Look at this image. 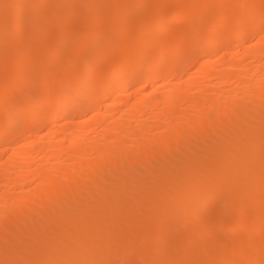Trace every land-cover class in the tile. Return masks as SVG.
<instances>
[{
  "label": "bare ground",
  "instance_id": "obj_1",
  "mask_svg": "<svg viewBox=\"0 0 264 264\" xmlns=\"http://www.w3.org/2000/svg\"><path fill=\"white\" fill-rule=\"evenodd\" d=\"M175 1L0 0V156L45 129L38 106L59 125L0 165V264H121L134 248L129 264H264V236L247 233L264 228V44L244 52L252 64L192 73L234 32L264 34V0Z\"/></svg>",
  "mask_w": 264,
  "mask_h": 264
},
{
  "label": "rangeland",
  "instance_id": "obj_2",
  "mask_svg": "<svg viewBox=\"0 0 264 264\" xmlns=\"http://www.w3.org/2000/svg\"><path fill=\"white\" fill-rule=\"evenodd\" d=\"M177 2L178 1H180L179 3H181L182 2V4L183 3H186V2H184V1H186V0H176ZM176 1H175V3H176ZM188 1H191V0H187V2ZM225 1V0H224ZM224 1H222L223 3H222V5H221V3H218V2H216L215 0H212V1H207L208 2V4H210V6H212L213 7V9L215 8H222V6H223V4H224ZM226 1H229V3H230V7L232 6L233 8L234 7H236V8H238V5H234V4H236V2L237 1H233V0H226ZM54 4H57V2H53ZM145 3V2H144ZM189 3V2H188ZM227 3V2H226ZM229 3H228V5H229ZM250 4L252 3L251 1L249 2ZM135 4V3H134ZM133 4V5H134ZM138 4V3H137ZM215 4V5H214ZM238 4V3H237ZM176 5L177 6H180V4L178 5V3H176ZM227 5V4H226ZM228 5L227 6H223V8H226V7H228ZM204 6V1H202V4H201V7H203ZM217 6H219V7H217ZM233 8H229L228 7V10H230V11H236V8H234V10H233ZM142 9L143 8H141V10L139 11V10H137V11H139V12H135V11H133L132 9H131V7H130V9H129V13H128V17H130V19L132 18V17H134L135 16V18H136V16H137V14H139V15H141V13H142V15L141 16H146L147 15V11H151V9L150 8H148L147 7V9L148 10H145L146 8L144 7V9H143V12H142ZM150 9V10H149ZM238 10V9H237ZM197 11V13L199 12L198 10H196ZM130 12H132V13H130ZM141 12V13H140ZM144 12H146V14H144ZM149 12H148V14H149ZM136 13V14H135ZM130 14V15H129ZM204 14V15H203ZM202 14V18H205L206 17V19H203L204 21H207L208 19H209V17H210V15H208L206 12L205 13H203ZM205 14H207V15H205ZM138 15V16H139ZM140 16V17H141ZM203 16H205V17H203ZM262 15H260V17H261ZM263 16H264V14H263ZM262 16V18H264ZM201 17V16H200ZM202 18H200V21L202 20ZM77 19V20H76ZM76 19H74V18H68L66 21H65V24H68V25H74V24H78V25H81L83 22H85L86 20H85V18H83V17H79V18H76ZM134 19V18H133ZM135 20V19H134ZM71 21V22H70ZM131 21H133V20H131ZM201 22H203V21H201ZM70 23H72V24H70ZM184 24V26L187 24L186 22H184V23H182V25ZM183 26V27H184ZM262 26H264V25H262ZM261 26V27H262ZM180 28V29H183L182 28V26H181V22L178 24V25H176V26H174V28L176 29V30H178V28ZM185 27H187V25L185 26ZM171 29V28H170ZM172 29H173V27H172ZM179 29V30H180ZM165 32H167V33H164V34H166L165 36L167 37H169V40L170 39H172L171 38V34L172 33H174L175 32V30L172 32V30H170V31H165ZM170 32H172V33H170ZM168 33H170V36L168 35ZM238 33V31L237 32H234V34L235 35H232V37H231V39H230V41L232 40V45H231V47H230V45L227 47L228 48V50H227V48H225V49H216L215 51H213V52H211L209 55H210V57L208 56H206V57H204V58H202L199 62H198V64L194 67L195 69H193L192 70V73H193V71L195 70H200L199 68L200 67H202V64L204 63V62H206V61H212V62H216V60L217 59H219V58H221V61H223V62H225L226 60H232V59H234V58H237V59H244V61H246L245 60V54H244V52L247 50V49H249L250 47L252 48V45H256L257 44V46H256V48L258 47V42H263L262 44H264V34H262L263 32L261 31V32H258V33H256V34H254L253 36H250V37H248V38H246V39H244V40H239V33ZM174 34H172V36H173ZM167 37V38H168ZM262 37V38H261ZM262 40V41H261ZM106 42V41H105ZM261 43H259V44H261ZM169 44V46L171 45L170 43H168ZM234 44H235V46H234ZM106 45V43L104 44V46ZM250 45V46H249ZM247 48H246V47ZM249 47V48H248ZM254 48H255V46H253ZM221 50V51H220ZM170 51H171V48H170ZM169 51V52H170ZM235 55V56H234ZM230 57H232V58H230ZM240 57H243V58H240ZM169 58H170V56H169ZM168 58V59H169ZM174 58V57H173ZM211 58V59H210ZM27 59V60H26ZM30 59H31V57H30ZM175 59V58H174ZM173 59V60H174ZM208 59V60H207ZM220 60V59H219ZM219 60H217V61H219ZM249 60H251L250 58H248L247 59V61L246 62H244L245 64H252V62H250ZM25 61H27V62H29L30 60H29V57H27V58H25ZM168 61H170V62H172V57H171V60L169 59ZM181 61H182V58H181ZM174 62H176V60H174ZM185 62V61H184ZM107 64V63H106ZM54 65L56 66L57 65V63H54ZM52 66H53V64H52ZM250 66V65H249ZM80 72H81V70H80ZM105 72V71H104ZM196 72H194L193 73V75H195L196 76V74H195ZM198 73V72H197ZM261 75H263V73L262 72H259ZM258 73V75L260 76V74ZM101 77H102V75H101ZM171 79V78H170ZM168 80V82L170 81V83L169 84H164L162 81H160V82H157V84H152V85H154V87L157 85V87H159V91L163 88V89H165L166 91L167 90H171L172 88H171V85L173 86H175L176 84H175V82L177 83V81H174L173 79L172 80ZM173 81V82H172ZM171 84V85H170ZM169 86V87H168ZM145 87V86H144ZM153 86L151 87V84H148V87H146V89L145 88H143V90L145 89V92L143 91V93L145 94V95H149L150 93H152L154 90H156L155 88H154ZM166 87H168L167 89H166ZM139 88V87H138ZM138 88H134V89H132L131 90V93H133V91H135V89L137 90ZM161 88V89H160ZM154 89V90H153ZM146 90L148 91V90H152L151 92H146ZM60 90H58L57 91V93L59 92ZM40 92L42 93L43 92V90H40ZM61 92V91H60ZM160 93H162V92H160ZM134 96L135 95H132V97H131V99H130V97H122L121 98V101H120V99L118 100V101H120V102H122V103H120V104H122L121 106H118V108L119 107H121V109H125V108H127V110L130 108V105H132V103L134 102V100L132 99V98H134ZM135 97H137L138 98V95H136ZM127 99V100H126ZM129 99H130V101H129ZM135 99V98H134ZM126 101V102H125ZM129 102V103H128ZM123 103H124V105H123ZM120 104H118V105H120ZM128 104V105H127ZM127 106V107H126ZM52 107L53 106H51V107H49V108H46L45 110L43 109L42 110V105H40V106H38L37 108H39V110H37L38 111V113L39 112H44V115H46V116H48V117H46V119H47V121L48 122H46V124H47V126L45 127V129L43 128V129H40L39 131H37L34 135H23V137L22 138H20L18 141H15V143H12V145H10L9 146V151L11 150L12 152H6L7 153V155H6V153H5V155H1L0 156V165H3V164H1L2 162L5 164L6 162L5 161H9V159H11V158H13V157H19V158H26L27 157V155H28V153H30L31 154V152H33L32 150L34 149V148H32L33 146H36L37 144H40L41 142H44V141H47V132L48 131H46V129L47 130H52V129H59V125H55V127H53L50 123H49V120H48V118H49V114L52 112L51 110H53L52 109ZM54 108V107H53ZM114 108H117V107H114ZM41 110V111H40ZM106 110H108V109H106L105 107H104V104H103V106H102V108H101V112H102V114H104V113H106L105 111ZM76 121L78 122V120L76 119ZM77 122H73V123H77ZM75 124H70L71 125V127L72 126H74ZM77 125V124H76ZM75 125V126H76ZM152 129V128H151ZM153 129H155V130H153ZM151 131H150V133L154 136V137H152V138H156L157 137V135H159V134H162V133H159V130H157L158 128H153ZM156 132V133H155ZM157 132L159 133V134H157ZM160 132H162L161 130H160ZM151 134H150V138H151ZM40 142V143H39ZM12 147V148H11ZM15 147H17V148H15ZM2 148L3 147H0V151H2ZM6 148V147H5ZM8 148V147H7ZM16 149V150H12V149ZM19 149L21 150V153H18V152H20L19 151ZM25 150H28V153H25ZM24 151V153L26 154H24V153H22ZM31 151V152H30ZM49 151V148L44 152L47 156L49 155H51L50 154V151ZM16 152V153H15ZM11 153L13 154V156L11 155ZM43 153V154H44ZM17 154H18V156H17ZM22 154V155H21ZM90 154V155H89ZM10 155V156H9ZM24 155V157H21V156H23ZM36 155H38V154H35L34 153V155L32 156V157H34L35 156V160H37V161H39V159H41V157L43 156V155H39V156H36ZM45 155V156H46ZM92 155H94V157L92 156ZM96 153H94V152H89L88 154H87V156H86V158H89V159H92V158H95L96 156ZM26 156V157H25ZM29 156V155H28ZM41 156V157H40ZM39 157V158H38ZM47 159L48 157H44V159ZM3 159V160H2ZM45 159V160H46ZM54 164V162H51L50 164ZM3 167V166H2ZM3 186L4 185H2V183L0 182V189H2L3 188ZM33 186H35L34 185V183L30 186V187H25L24 189H21V188H16V189H12L11 190V193H12V195L13 194H15V195H17V196H19L20 194L22 195V194H27V193H31L34 189V187ZM31 188V189H30ZM33 189V190H32ZM14 192V193H13ZM20 193V194H17V193ZM218 206V207H217ZM219 208H221V206L220 205H216V206H214V209H213V213L214 214H216L220 209ZM219 209V210H218ZM231 209H233V208H231V206L229 207V209H228V211L229 210H231ZM239 209H241V208H239ZM215 211H217L216 213H215ZM213 214V215H214ZM212 215V216H213ZM229 219V218H228ZM213 220V219H212ZM211 221V220H210ZM210 221H208V222H206V233L208 234V235H210V233L211 234H216V233H218L217 235H219L220 233H221V231H217V230H214L212 227H210V224H209V222ZM226 221V220H225ZM228 221L229 220H227L225 223H228ZM245 222H246V220H244ZM244 224H246V223H244V222H242V226H244ZM227 226V224H225V227ZM209 230V231H208ZM217 231V232H216ZM251 231H252V233H251ZM209 232V233H208ZM238 233L239 232H235L234 234L232 233L230 236H228L227 238H225L224 239V241H223V245L225 246V245H228V244H230L231 242H232V239L233 238H235L236 237V235H238ZM247 233H249L250 235H253V236H256V237H262V236H264V228L262 229V228H254V229H249V230H247ZM254 233H255V235H254ZM260 233V234H259ZM261 235V236H260ZM228 240V241H227ZM231 240V241H230ZM227 241V242H226ZM230 241V242H229ZM168 244H170L169 246H168V248H171L172 247V242H169ZM168 244H166V246L168 245ZM143 245L141 244V247H142ZM136 251V249L134 248V249H132V250H130V251H128V252H126V253H124V258L122 257V260L124 261V263H123V261H122V263H121V261H120V263L121 264H129V262L131 261V260H133V258L135 259V257H136V253H135V251ZM134 257H133V256ZM126 258V259H125ZM127 258H130V259H127ZM132 258V259H131ZM127 260V261H126ZM130 260V261H129Z\"/></svg>",
  "mask_w": 264,
  "mask_h": 264
}]
</instances>
